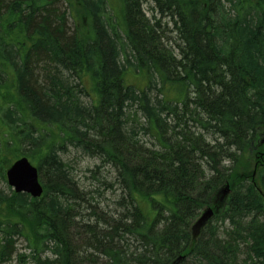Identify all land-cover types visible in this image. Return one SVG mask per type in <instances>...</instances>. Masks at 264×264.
Returning a JSON list of instances; mask_svg holds the SVG:
<instances>
[{
    "label": "trees",
    "instance_id": "16d2710c",
    "mask_svg": "<svg viewBox=\"0 0 264 264\" xmlns=\"http://www.w3.org/2000/svg\"><path fill=\"white\" fill-rule=\"evenodd\" d=\"M119 1L0 0L1 177L26 156L43 186L0 191V264L18 240L20 264H264V0ZM69 148L114 168L113 208Z\"/></svg>",
    "mask_w": 264,
    "mask_h": 264
},
{
    "label": "rangeland",
    "instance_id": "374dc122",
    "mask_svg": "<svg viewBox=\"0 0 264 264\" xmlns=\"http://www.w3.org/2000/svg\"><path fill=\"white\" fill-rule=\"evenodd\" d=\"M113 3L119 5L121 2L118 0H110ZM113 6V5H112ZM150 6L151 4H146L144 6L146 14L150 15ZM114 8V6H113ZM166 36L168 38V44L171 46H174L175 44V35L171 32L166 31ZM130 84L136 85L138 88H143L146 85V80L144 78L138 77V75L128 74L126 77ZM87 89H89V85H87ZM91 99L89 97H82V102L84 105L88 106L93 99V94H91ZM152 95H157L156 91L152 93ZM142 121V120H141ZM143 124V122H142ZM140 138L142 142L148 146V147H156L158 148V143L156 140L150 135L144 133L143 130L140 131ZM62 160L68 164V166L71 168L72 171L71 174L74 177L75 181L78 183L80 188H82L85 192L89 193H99L100 198H95L94 204H97L98 202L102 203L100 206L106 207L108 206L109 209L114 207V200L115 195H118L119 192L116 190L117 183L115 184V170L112 166L108 165L105 167H98L100 165V162L98 159L90 158L87 156H84L78 151H75L71 148L68 149V151L61 155ZM34 164V163H33ZM5 176V173H4ZM110 185L112 187L110 188ZM8 185L6 182V178L2 179L1 177V170H0V191L8 194ZM94 194V195H96ZM102 199V200H100ZM92 203V205H93ZM85 215L89 214L88 212L84 213ZM16 241V240H15ZM14 254L10 261L3 263V264H20L17 255L18 254H28L29 250L26 248V243L22 240H18L14 244Z\"/></svg>",
    "mask_w": 264,
    "mask_h": 264
},
{
    "label": "water",
    "instance_id": "95a60500",
    "mask_svg": "<svg viewBox=\"0 0 264 264\" xmlns=\"http://www.w3.org/2000/svg\"><path fill=\"white\" fill-rule=\"evenodd\" d=\"M37 167L33 166L26 157H21L14 161L6 171V180L9 187L16 193L29 195L31 198L38 199L43 194V186L39 181ZM229 187L225 186L222 198L227 196ZM213 211L207 209L203 212L197 223L195 230H198L204 223L211 218Z\"/></svg>",
    "mask_w": 264,
    "mask_h": 264
}]
</instances>
